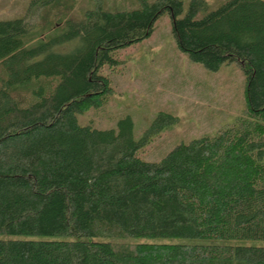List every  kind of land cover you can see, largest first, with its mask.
<instances>
[{
    "label": "trees",
    "instance_id": "16d2710c",
    "mask_svg": "<svg viewBox=\"0 0 264 264\" xmlns=\"http://www.w3.org/2000/svg\"><path fill=\"white\" fill-rule=\"evenodd\" d=\"M74 3L30 0L0 21V264H264V247L229 244L264 241V0ZM163 13L190 62L238 64L244 108L149 162L136 153L169 114L138 140L127 115L110 129L78 117L111 91L99 68Z\"/></svg>",
    "mask_w": 264,
    "mask_h": 264
},
{
    "label": "rangeland",
    "instance_id": "374dc122",
    "mask_svg": "<svg viewBox=\"0 0 264 264\" xmlns=\"http://www.w3.org/2000/svg\"><path fill=\"white\" fill-rule=\"evenodd\" d=\"M29 1L0 0V21L21 17ZM188 1L182 0L183 11ZM204 1L214 10L226 0ZM85 3L87 0H75L74 12L83 11ZM112 58L116 64H104L98 70L111 90L104 105L89 108L78 120L96 129H110L127 115L133 124V138L138 140L158 113L169 114L175 122L137 151L143 161H159L175 145L212 136L242 114L244 75L238 64L230 62L210 72L190 62L175 46L167 13L155 20L146 38L116 50ZM49 82L54 85L56 80ZM229 244L264 247V241Z\"/></svg>",
    "mask_w": 264,
    "mask_h": 264
}]
</instances>
